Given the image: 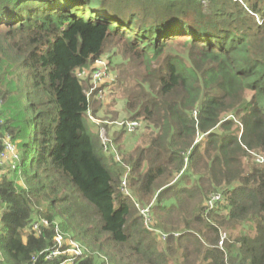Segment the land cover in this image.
<instances>
[{"label": "trees", "instance_id": "16d2710c", "mask_svg": "<svg viewBox=\"0 0 264 264\" xmlns=\"http://www.w3.org/2000/svg\"><path fill=\"white\" fill-rule=\"evenodd\" d=\"M242 2L0 0L1 134L19 155L0 177V264H59L44 260L57 220L87 247L73 264H264V166L243 163L264 156V0ZM111 37L148 69L125 106L150 134L121 163L99 153L85 121L92 83L77 76ZM39 218L49 226L37 236Z\"/></svg>", "mask_w": 264, "mask_h": 264}, {"label": "rangeland", "instance_id": "374dc122", "mask_svg": "<svg viewBox=\"0 0 264 264\" xmlns=\"http://www.w3.org/2000/svg\"><path fill=\"white\" fill-rule=\"evenodd\" d=\"M124 42H125L124 40H120L117 37H111L106 43L104 52L102 53L100 57L107 64L106 70H105V77L103 80L106 86L102 89L103 96L100 97L99 100L96 99V96L90 98V100L92 99L93 101L92 106H90V110L92 113L91 117H93L92 119L96 121H92L90 118L85 119L88 129L95 139L99 137L100 128H103V127L106 128V131L108 132L110 139L114 141V145L118 150V153L121 157V161H122L124 152H129L130 150H133V148L136 147L137 145L138 146L145 145L144 142L147 140V137L150 134V129H147L145 127L146 122L144 123L142 121L140 126L134 131H131V132L126 131L124 134L117 133V135L111 134L110 136V133H113L114 131L118 132L117 130L120 129V127H118L116 123L125 121L130 116V113L126 111V106H125V101H126V98L128 97L127 91L130 90V93L132 91H136L135 86L143 81V77L148 71L145 63H142L141 61L137 63L132 61V59L129 56L131 54L124 50V44H123ZM174 46H175V48H173L174 53L179 54V55L187 54L186 53L187 51L183 48L184 47L183 43H180V44L175 43ZM0 55H1V52H0ZM86 78H89V76H87ZM249 95L250 94H248V96ZM0 109H1V102H0ZM221 117L224 119H228V118L233 119V122L235 124L233 129L235 131L237 130L236 127H238V122H237L238 118L236 116L233 117L231 114L229 115L226 114ZM0 118L4 122V119L1 115H0ZM114 137L116 138V141ZM99 145L100 144L98 142V151L99 153H102V149ZM263 157L264 156L258 151L249 152L243 158L245 170L249 171L250 169H254V168H258V169L263 168L264 166ZM107 160L109 163L112 162V161L110 162L108 158ZM121 161L119 163H121ZM122 166L125 167V170L127 172L129 167L124 164ZM17 183H19L18 185H21V186L23 184L20 178L17 180ZM130 197L132 198L131 191H130ZM135 204H138V202L137 203L135 202ZM138 205L140 207L149 206V205H142L140 203ZM135 208L132 207V211L135 214V216L136 217L141 216L138 209L137 208L135 209ZM35 217L36 215L33 216V218ZM73 218L76 221L77 216H74ZM40 220L41 218L35 219L34 222H38ZM141 220H142V217H141ZM57 221L56 223L58 224L59 221L58 222ZM143 227L144 229L147 230V228L144 225ZM150 227L155 230L153 232L154 236L152 235V237L155 239L158 245L160 246L164 245V242L160 241V240H163L161 239L160 234H165V235L167 234L152 227V218L150 222ZM58 228L64 238L71 239L69 241H72L73 243H79L80 245L84 247V251L85 250L87 251V247L85 246L83 242L77 241L72 238V235L76 233L73 230H71V227L68 230H62L63 232L61 231L59 226ZM221 231H222L221 236H224L223 239H226L227 231L225 229ZM160 246L158 247L160 248ZM218 246L222 247L223 243L222 245L218 244ZM99 260L101 261L102 258H99Z\"/></svg>", "mask_w": 264, "mask_h": 264}, {"label": "built area", "instance_id": "2783aa9c", "mask_svg": "<svg viewBox=\"0 0 264 264\" xmlns=\"http://www.w3.org/2000/svg\"><path fill=\"white\" fill-rule=\"evenodd\" d=\"M239 1L241 3L242 0H234ZM106 63L102 58L96 59L92 64L90 69H84L77 72V76L80 79H85L87 76H89L90 82L92 83V86L86 90V97L90 102L91 94L94 90H97L95 92V95L97 98H100L103 96L102 89L106 86L104 84V77H105V70H106ZM103 83V84H102ZM103 86V88H101ZM86 115L88 118L93 120L91 117V111L90 108L87 109ZM3 124V120L0 118V144L2 146L1 152H0V177L5 175H10L14 172L16 169L19 155L17 152V146L15 144V141H13L10 137V135L1 134V126ZM141 122L137 120H125L119 123H116V125L120 128H123L125 131H134L140 126ZM99 140L101 143L102 151L105 154H112L114 161L120 162L121 157L118 153L117 148L114 145V142L110 139L108 132L106 131V128H100L99 133ZM120 189L122 193L125 196L130 197V190L127 187L126 182V173L122 176L121 182H120ZM220 200V195L216 194L213 195L209 201L208 206L212 207L213 204ZM135 207L138 209L143 225L147 228L148 231L154 232L155 230L150 227L151 222V212H150V206L140 207L138 204H135ZM49 223L46 219H41L38 222H34L32 224V230L35 232V234L38 236L40 233H42V228L48 227ZM54 245L46 251L44 255V260H53L55 258H58L60 256H64L62 261L59 264H73V261L77 256H80L84 253V247L80 245L79 243H73L72 241H69L71 239H66L63 237V235L60 233V230L58 226L54 225ZM157 232V231H156ZM161 239L165 240L167 235L160 234ZM223 237L221 236V239L219 241V245H222L223 243ZM43 254V253H42Z\"/></svg>", "mask_w": 264, "mask_h": 264}]
</instances>
